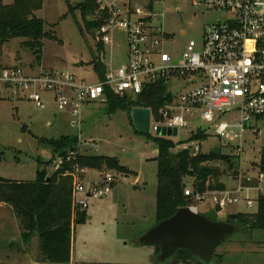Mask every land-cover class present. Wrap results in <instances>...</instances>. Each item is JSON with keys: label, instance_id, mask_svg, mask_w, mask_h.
Listing matches in <instances>:
<instances>
[{"label": "rangeland", "instance_id": "374dc122", "mask_svg": "<svg viewBox=\"0 0 264 264\" xmlns=\"http://www.w3.org/2000/svg\"><path fill=\"white\" fill-rule=\"evenodd\" d=\"M1 1L3 5L13 2ZM80 1L72 0V5L76 6ZM201 1L157 0V4L153 6L154 12L161 15L160 23L168 36L165 52L177 62H180L183 48L188 41H200L206 25L230 17L220 12H206L193 7L194 2ZM35 15L45 22L47 33L43 41L40 63L37 65L32 51L22 46L23 40L14 39L4 45L0 44V58L3 64L24 69L32 67L34 72L41 68L49 72L70 73L87 84L98 82L99 74L94 69L93 60L103 55L107 60L109 51L107 48L99 54L95 31L85 30L79 10H75L72 16L68 14L64 0H43L41 10ZM91 19L96 18L93 16ZM76 21L83 33L77 28ZM126 52L124 35L116 33L111 54L115 67L124 63ZM169 86L180 89L183 85L178 80H172ZM105 107V104L98 103L88 105L80 113V124L72 129L68 125L67 113L58 112L52 105L40 111L25 100L2 98L0 178L30 182L35 180L37 171L43 168L48 176L54 174L56 159L51 157V150L39 141L57 140L60 136H78L83 142L81 148L86 155L117 159L120 165L139 177L140 181L134 188L140 189L133 190L134 174L116 175L119 186L111 192L110 197L89 203L87 212L91 219H87L84 225L74 226L75 260L70 264H154V249L150 246H133L132 242L138 240V232L141 229L155 223L156 162L146 160L157 157V148L152 139L158 136L152 132H149V136L136 134L126 112L107 113ZM48 122L52 123L51 127L47 125ZM187 125V128L179 130L177 138L172 139L175 143H182L175 151L182 150L185 145L188 148L197 146L201 153H207L219 146L227 148L225 143L214 136L213 130L200 121L199 113L188 117ZM196 131L205 132L208 135L207 140L199 145L188 143L190 132ZM242 148L244 155L241 158L242 164L239 165L242 172L221 178L225 186L224 192L229 193L226 189L236 188L240 177H244L241 184H245L247 177L255 176L256 171L250 169V163L259 164L260 151L264 148V129L258 139L246 131ZM94 174L95 172L88 171V176L93 180ZM191 182L189 180L190 185ZM119 189H123V193L117 196ZM214 195L222 198L221 193ZM214 195L206 194L202 202L198 203V214L225 222L229 214H252L256 211L255 207L246 208L241 202L229 204L216 213L215 207L212 206ZM138 196L141 198L140 207H137L135 201ZM136 207L140 209L137 210ZM21 234L20 223L11 208L1 204L0 264H31L25 258L27 254L40 263L38 240L32 238L23 243ZM214 254L217 257L222 256L220 264H264V231H237L218 245Z\"/></svg>", "mask_w": 264, "mask_h": 264}, {"label": "built area", "instance_id": "2783aa9c", "mask_svg": "<svg viewBox=\"0 0 264 264\" xmlns=\"http://www.w3.org/2000/svg\"><path fill=\"white\" fill-rule=\"evenodd\" d=\"M95 2L97 18L103 22L95 37L102 44V52L109 51L107 60L99 56L103 77L87 84L70 73L6 66L0 58V97L25 100L40 111L52 105L58 112L67 113L68 125L74 129L80 124L81 111L92 103L104 104L106 92L137 97L146 85L165 80L169 86L172 80H178L182 88L169 86L174 100L160 110L162 121L152 122L151 115L149 131L155 135L158 128L179 132L187 128L188 117L199 113L200 121L231 149L237 159V173L242 172L239 165L244 155V133L248 131L258 139L264 129V0L194 2L196 9L230 17L206 25L198 43L188 41L180 62L165 52L168 36L160 23L161 15L153 10L157 0ZM116 33L124 35L127 49L126 60L118 67L111 59ZM76 139L74 150L55 157L53 173L64 171L72 178L74 211L84 213L91 201L110 197L118 176L111 172H95V180L88 176L89 170L76 164L85 154L83 142L78 136ZM185 146L183 149H190L192 155L200 151L197 146ZM252 163L250 169L256 171L255 176L247 177L245 184L240 177L233 192L195 194L189 184L184 196L192 203L187 208L198 214L197 205L206 194L221 193L222 198L213 196L212 206L223 210L242 202L246 208L257 209L259 196L264 197V169L258 163V167H251Z\"/></svg>", "mask_w": 264, "mask_h": 264}, {"label": "trees", "instance_id": "16d2710c", "mask_svg": "<svg viewBox=\"0 0 264 264\" xmlns=\"http://www.w3.org/2000/svg\"><path fill=\"white\" fill-rule=\"evenodd\" d=\"M64 1L69 15L73 16L74 11L79 10L85 30L91 32L100 29L103 22L97 18L95 0H81L76 6L72 5V0ZM42 4L43 0H13L10 5H3L0 0V44L4 45L14 39L23 40L22 46L32 51L37 65L41 60L43 41L47 37L45 22L35 15L41 10ZM93 16L96 19H91ZM76 26L83 33L77 21ZM95 40L97 41L96 37ZM97 50L99 54L103 50L102 44L98 41ZM92 64L102 78L104 68L100 58H94ZM173 100L174 95L168 91V84L165 80H160L146 85L137 97H118L106 92L104 104L107 113L126 112L130 124V114L135 108L149 109L153 121L158 123L163 120L159 114L160 110L172 104ZM134 132L138 134L135 130ZM207 138L205 132L196 131L187 142L200 144ZM152 141L157 148L154 226L171 218L178 209L191 205V200L184 196L189 180L192 181L191 187L195 194L223 192L225 186L221 178L225 175H236L237 159L230 148L228 150L219 146L207 153L199 151L198 154L192 155L190 149L175 151L182 143H175L172 139L155 137ZM39 142L51 150L52 158L65 155L77 146V139L74 136H61L57 140L41 139ZM76 164L91 172H111L122 176L134 174L120 165L115 158L83 155L78 157ZM259 165L264 169V148L260 151ZM117 181L118 177L115 179L116 183ZM0 204L10 207L19 221L23 243L29 242L32 238L38 240L41 263L70 264L73 255L74 226L84 225L88 219L87 211L84 213L74 211L70 176L65 175L64 171L48 176L46 169L43 168L37 171L35 180L30 182L7 181L0 178ZM235 215H237L235 221L230 222L227 219L225 223L235 225L237 231L242 233L264 231V197L259 196L255 213ZM152 248L154 249L152 262L158 264L156 257L160 251L156 247ZM213 257L214 261L211 264H220L223 260L222 256L217 257L214 253ZM167 264L202 263L190 252L179 250Z\"/></svg>", "mask_w": 264, "mask_h": 264}, {"label": "water", "instance_id": "95a60500", "mask_svg": "<svg viewBox=\"0 0 264 264\" xmlns=\"http://www.w3.org/2000/svg\"><path fill=\"white\" fill-rule=\"evenodd\" d=\"M130 117L134 130L138 134H149L151 119L149 109L135 108ZM156 135L175 139L178 132L176 129L158 128ZM147 161L157 162V158ZM251 166L256 168L259 165L252 163ZM214 210L216 213L221 211L218 205L215 206ZM236 218L237 215L234 214L227 216L230 222L235 221ZM236 231L235 225L222 221H210L203 215L195 214L185 207L178 209L171 218L150 228L132 244L133 246L158 248L160 251L156 257L158 264H167L179 250L190 252L202 264H211L214 261L215 248Z\"/></svg>", "mask_w": 264, "mask_h": 264}, {"label": "crops", "instance_id": "0c3cea01", "mask_svg": "<svg viewBox=\"0 0 264 264\" xmlns=\"http://www.w3.org/2000/svg\"><path fill=\"white\" fill-rule=\"evenodd\" d=\"M125 60H126V54H125ZM125 60H124V62H125ZM121 66V65H120ZM32 68V67H31ZM2 98H4V97H0V100L2 99ZM4 99H7V98H4ZM47 125L49 126V127H51L52 126V123L51 122H48L47 123ZM61 137V136H60ZM85 156H86V154H84ZM89 155V154H88ZM154 156H156V155H154ZM154 158H156V157H154ZM146 162H151V161H147L146 160ZM134 176H135V179H134V181H133V183H132V187L134 188L135 186H136V184L140 181L139 180V177H136V174H134ZM95 177V175L93 176V178ZM118 186H119V184H116V186H114L113 187V189H112V192H114L117 188H118ZM140 188L139 187H136V188H134L133 190H135V191H137V190H139ZM236 188H233V189H226V190H228V191H230V192H232V191H234ZM225 191V190H224ZM122 193H123V189H119L118 191H117V193H116V195L117 196H120V195H122ZM124 193H126V192H124ZM155 193H156V191H155ZM129 198V197H128ZM140 196H138V197H136V199H135V201H136V204H137V207H140L139 205H140ZM104 200H106V199H104ZM105 202H109V201H105ZM1 205V204H0ZM136 207V209L138 210V209H140V208H137ZM136 211H134V213H135ZM230 215V214H229ZM87 216H88V220H90L91 219V217H89L90 215H88V212H87ZM228 216V215H227ZM154 224L155 223H153V224H150V225H148V226H145L143 229H141V231H139L138 233L140 234L139 235V237L142 235V234H144L146 231H148L150 228H152L153 226H154ZM76 232V230L74 231V233ZM131 235H134V234H131ZM130 237H134V236H130ZM75 238V237H74ZM74 245H75V243H74ZM73 249H74V246H73ZM152 257V256H151ZM26 259H28V261H29V263H31V264H43V263H38V262H35L33 259H32V257H31V255L30 254H27V256L25 257ZM73 259L75 260V255H74V251H73V255H72V260H71V262L73 261Z\"/></svg>", "mask_w": 264, "mask_h": 264}]
</instances>
